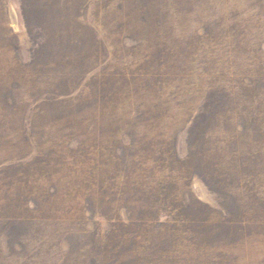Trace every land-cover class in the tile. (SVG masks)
I'll use <instances>...</instances> for the list:
<instances>
[{
	"label": "rangeland",
	"instance_id": "1",
	"mask_svg": "<svg viewBox=\"0 0 264 264\" xmlns=\"http://www.w3.org/2000/svg\"><path fill=\"white\" fill-rule=\"evenodd\" d=\"M0 264H264V0H0Z\"/></svg>",
	"mask_w": 264,
	"mask_h": 264
},
{
	"label": "trees",
	"instance_id": "2",
	"mask_svg": "<svg viewBox=\"0 0 264 264\" xmlns=\"http://www.w3.org/2000/svg\"><path fill=\"white\" fill-rule=\"evenodd\" d=\"M46 65H48V64H46ZM189 160V159H188ZM238 161H242L243 163H240V164H238V165H235L234 167H235V169H236V171L237 170H242V169H244L245 171H248L247 169V166H248V164H250L245 158H241L240 160H238ZM248 163V164H247ZM187 164H188V162H187Z\"/></svg>",
	"mask_w": 264,
	"mask_h": 264
}]
</instances>
